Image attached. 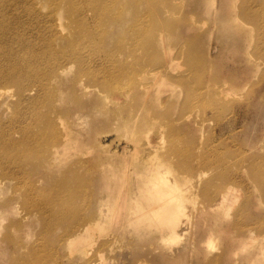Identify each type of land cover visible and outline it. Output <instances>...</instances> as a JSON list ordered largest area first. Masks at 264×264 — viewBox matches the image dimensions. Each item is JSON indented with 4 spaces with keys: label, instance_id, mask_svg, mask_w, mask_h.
Returning a JSON list of instances; mask_svg holds the SVG:
<instances>
[{
    "label": "bare ground",
    "instance_id": "6f19581e",
    "mask_svg": "<svg viewBox=\"0 0 264 264\" xmlns=\"http://www.w3.org/2000/svg\"><path fill=\"white\" fill-rule=\"evenodd\" d=\"M8 1L7 4L5 0L0 2V109H4V113L10 112L8 123L0 118V172L15 180L11 185L20 193L21 197L18 198L24 200L23 203L18 198L14 201L15 205L21 203L20 222H24L28 228L23 240L31 237L34 225L32 219L36 218V223L43 225L30 247L20 242L9 255L19 261L32 259L33 264L38 256L41 262L38 260L35 264H62L61 249L73 251L82 247L73 256L80 259V264H92V261L86 260L89 255L87 247L92 243V235L103 229L101 221L109 223L117 231L115 233L132 234L130 236L137 240L143 239L151 230H159L161 236L158 239L163 241L180 239L183 234L179 229L181 216L185 214L191 200L189 196L186 197L183 188L192 177L188 176L192 170L184 169L182 165L188 164L196 156L189 149L179 151L178 131L173 127V120H170L172 108L166 111L164 108L170 107L172 100H179L189 93L192 95L187 98L189 102L186 104L191 107L205 105L211 91L216 94L213 102H229L233 93L238 92L237 87L231 88L232 84L229 85L225 80L220 86H201L200 82L192 84V78L186 77V71L179 70L182 67L179 61L190 56L194 44L178 42L181 45L177 46L181 32L171 23L177 9L173 0H166V6L158 3L160 0H149L147 15L137 13V8L144 0H48L53 1L55 8L50 13L53 18L48 21L46 29L34 28L41 20H30L23 24V30L18 17L13 18V23L9 22L10 29H6L5 23L11 11H16L18 7L15 0ZM180 1L184 4L186 0ZM199 1V8L202 6L208 15L212 14V9L206 4L210 0ZM33 8L30 9L31 16L37 15ZM263 8L264 3L261 4ZM258 11L260 7L255 9L245 5L239 12L226 16H254ZM194 14L192 12L190 17L195 18ZM191 20L196 23L195 19ZM36 28L39 29L35 32ZM21 31H24L23 35ZM26 31H33L35 35L27 38ZM200 44L203 47V43ZM45 47L46 54L39 50ZM173 47L177 48L176 53ZM152 53L161 55L162 62L150 67L146 65V58ZM122 56L127 59L135 56L133 65L128 66ZM45 64L49 66V72L44 76L38 75L37 67ZM74 65L79 67L81 75L78 74V77L90 75V83L85 84L82 78H76L73 83L85 93L95 94L107 106L116 109V115L110 123L125 129L131 151L129 154L125 150L120 153L117 147L121 145L116 143L115 150L108 148L109 151L103 152L99 150L104 149L102 143L94 140L93 148L98 146L95 153H81L75 164L65 170L64 161L71 159L74 150L86 149L89 141L86 143L83 137L77 136L73 129L75 127L57 111V98L54 100L52 95L57 97L59 92L54 91L51 95L47 88L49 84L67 76ZM93 65H97L96 69ZM190 68L194 75L200 66L191 65ZM28 84L30 86L25 87ZM15 85L17 93H13V88L11 90V86ZM113 96H117L119 101L111 99ZM78 115L79 120L85 118L84 113ZM150 129H157L160 135L166 130L165 137L169 142L166 151L157 150L164 148L163 143L148 151L146 143L136 139L139 131L146 133ZM132 152L144 155L141 164L131 165ZM86 154L92 155V161L97 162L96 167L88 171H84L86 162L82 160ZM82 172L85 177V174L90 177L87 185L71 188L70 178ZM201 172L198 171L202 176ZM2 183L3 179H0V195L8 190ZM95 187L96 191L93 190ZM231 189L232 186L224 189L216 201L204 209L225 207L228 199L233 197L229 194L230 191L232 193ZM221 211L226 217L225 209ZM183 223H189V218ZM214 234L213 228L208 226L204 235L206 241L209 238L208 242H211ZM12 240L7 237L1 243L8 244ZM51 243L52 246L49 245ZM5 252L0 250L2 256L7 255Z\"/></svg>",
    "mask_w": 264,
    "mask_h": 264
},
{
    "label": "rangeland",
    "instance_id": "374dc122",
    "mask_svg": "<svg viewBox=\"0 0 264 264\" xmlns=\"http://www.w3.org/2000/svg\"><path fill=\"white\" fill-rule=\"evenodd\" d=\"M19 1L15 0L18 7L16 11H11L8 21L5 23L6 29H10L9 22L13 23L17 17L22 21V30L24 28L23 24L27 21L30 22V20H41V23L34 25V28L46 29L49 24L48 21L53 18L50 13L55 8L54 0ZM194 1L196 2L186 0V3L183 4L180 0H173L174 6L177 5L175 16L179 19L176 17L171 18V23L173 27L181 32L180 36H182L178 37L177 46L181 45H178V42L182 44L192 42L194 44V48L192 47L189 52V54L191 53L190 56L193 54L194 57L188 56L189 58L180 60L182 67L179 70L186 71V77L192 78V84L200 82V85L205 84L208 87L214 84L220 86L225 80L229 85L232 84L231 88L237 87L235 89L238 92L234 89L237 93L235 94L233 91L232 100L221 103L212 101L213 96L216 94L215 91H211L204 103L205 105H195V107L186 104L189 102L187 98L192 94L189 93L188 96L184 94L179 100H172L170 107L164 108L165 111L172 108L170 113L174 117L172 116L170 120H173V127L178 131L177 134L180 140L178 144L181 145L179 151L189 149L196 156L188 164L182 165L184 169L192 170L190 171L191 174L188 175L192 177L187 180L183 188L186 197L189 196L191 200L187 205L185 214L181 216L182 222L179 229L183 233H181L182 237L177 240L171 238L167 242V240L158 239L161 236L159 230H151L152 232L147 233L143 239L137 240L130 236L132 234L115 233L117 231L113 230L109 223L101 221L103 229L100 228L92 235V243L87 247L89 255H87L86 260L92 261V264H264V8L261 9L264 0H210L206 2L212 9L210 15L206 13L202 6L199 8V5H197L199 0ZM5 3H9V1L5 0ZM158 3L163 6L167 5L166 0H160ZM12 4H14V1ZM245 5L252 6L255 9L260 7V11L256 12L254 16L252 14L250 16L239 15L238 18H233V15L226 16L229 13L239 12ZM33 6L37 15L31 16L30 9ZM148 8L149 0H144L137 8L139 11L137 13L147 15ZM61 12H65V10H61ZM192 12L195 13L193 15L195 18L190 17ZM191 19H195L196 23ZM203 20L205 22L200 23ZM190 28L192 29L190 30ZM38 29H34L35 32ZM33 31H26V37L32 38L35 35ZM20 33L23 35L24 31ZM200 43H203V47ZM46 49L47 47L39 50L46 54ZM176 49L173 47L174 53H176ZM38 53L41 54V52ZM134 57L131 56L127 59L122 56L125 62H128V66L133 65ZM160 62H162L161 55L152 53L146 58V65L150 67ZM190 64L200 66L195 71L199 73L194 72L193 75ZM96 66L93 65V68L96 69ZM37 69L38 75L41 76L46 75L50 70L47 64L39 65ZM71 70L67 72V76L64 75L66 78L63 77L56 83L49 84L47 88L51 95L54 91L59 92L57 97L52 95L54 100L57 98V111L61 113L64 120L75 127L73 129L77 136L83 137L86 143L89 141L86 149L74 150L70 155L71 159H68L69 162L64 161L65 170L75 164L81 153L89 151L95 153L98 146L96 145V148H93L94 140L102 143L104 149L99 148V150L103 152L108 148L115 150L116 143H119L121 146L117 147L118 151L122 153L125 150V153L129 154L131 151L130 143L127 141L128 134H126L125 129L113 126L110 123V120L116 115V109L107 106L95 94L85 93L73 83L76 78H82L85 84H89V74L78 77L81 74H79L77 65H74ZM195 75L198 76L195 78ZM9 84L13 85L12 82ZM15 86H11L13 93L18 92L17 85ZM29 86L30 84L25 87ZM41 96H44V94H41ZM111 99L119 101L117 96H113ZM3 111L4 109H0V118L8 123L10 112L4 113ZM80 113L85 114V118L82 120L77 118ZM140 132L143 131H139L136 139L146 143L148 151L159 147L161 143H163L164 148L157 149L158 152H162L163 149L167 150L169 142L165 137L166 130L161 135L158 134L157 129H150L146 133ZM145 151L147 150L145 149ZM131 154V165L142 163L144 158L142 153L132 152ZM84 157L85 159H82L86 162L84 171L96 167L97 162L92 161V158L94 159L92 155L86 154L82 156V158ZM123 159L129 160L127 158ZM199 170L202 171V176L198 173ZM83 173L81 175L74 174L70 178L71 188H81L87 185L90 177L87 174H85V177ZM198 175L201 177L199 178ZM0 179H3L2 186L8 189L5 194L0 195V202L5 201L4 204H0L2 227L0 231V250L3 249L7 254L2 256L0 253V263L33 264L32 259L14 260L9 254L14 252L15 245L20 242L23 246L30 247L31 242L33 243L36 240V234L40 233L43 225L37 224L36 218L32 219L34 225L31 237L29 240H23V237H25L24 232L28 231V228L24 222L22 224L20 222L21 203L15 205L14 202L21 195L11 185L15 183L14 179L1 175V172ZM45 185L46 182L43 186ZM229 185L233 189H231L232 193L230 191L229 194L233 197L229 198L230 200L228 199V204L225 207L216 210L214 208V210L204 209L213 204L220 193L230 187ZM96 188L93 190L96 191ZM18 199L23 203V198ZM229 204H231V207ZM224 209L226 217L223 214L224 212L221 211ZM187 218H189V223H183ZM178 219L179 217H177ZM210 224L214 225L211 226ZM208 226L215 231V234L211 237V242H208L209 238L206 241V236H204ZM7 237H11L13 240L8 244L1 243ZM52 244L49 245L52 246ZM79 250H82V247L73 251L67 248L61 249L62 264H80V259L73 256ZM22 252H25V249H22ZM38 260L41 262L39 256L35 261L38 262Z\"/></svg>",
    "mask_w": 264,
    "mask_h": 264
}]
</instances>
